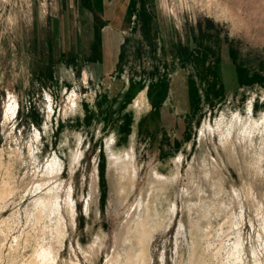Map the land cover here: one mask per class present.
<instances>
[{
	"label": "rangeland",
	"instance_id": "374dc122",
	"mask_svg": "<svg viewBox=\"0 0 264 264\" xmlns=\"http://www.w3.org/2000/svg\"><path fill=\"white\" fill-rule=\"evenodd\" d=\"M0 264H264L261 0H0Z\"/></svg>",
	"mask_w": 264,
	"mask_h": 264
},
{
	"label": "bare ground",
	"instance_id": "6f19581e",
	"mask_svg": "<svg viewBox=\"0 0 264 264\" xmlns=\"http://www.w3.org/2000/svg\"><path fill=\"white\" fill-rule=\"evenodd\" d=\"M226 1V0H225ZM229 2V1H228ZM227 2V3H228ZM261 3H263L264 4V0H261ZM225 5V4H224ZM142 96H143V92H141V94L139 95V101L142 99ZM10 109V108H9ZM12 110L14 109L13 108V106H12V108H11ZM119 177H121V176H119ZM140 225V224H139ZM142 236L144 235V234H141Z\"/></svg>",
	"mask_w": 264,
	"mask_h": 264
}]
</instances>
